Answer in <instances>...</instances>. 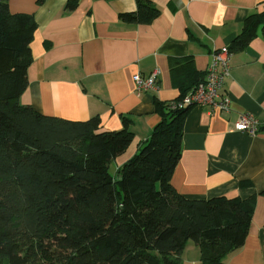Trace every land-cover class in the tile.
<instances>
[{
  "label": "trees",
  "instance_id": "obj_1",
  "mask_svg": "<svg viewBox=\"0 0 264 264\" xmlns=\"http://www.w3.org/2000/svg\"><path fill=\"white\" fill-rule=\"evenodd\" d=\"M158 14L139 0L119 17L147 24ZM35 29L31 14L11 13L0 0V264H228L223 257L243 245L253 204L226 195L188 199L171 185L189 107L170 102L185 93L155 100L159 122L112 174L109 163L133 140L126 118L121 130L100 131L96 117L46 116L19 102ZM259 33L264 6L246 16L232 47ZM169 69L181 91L203 77L190 58H170ZM188 240L199 247L198 262L181 261Z\"/></svg>",
  "mask_w": 264,
  "mask_h": 264
},
{
  "label": "crops",
  "instance_id": "obj_2",
  "mask_svg": "<svg viewBox=\"0 0 264 264\" xmlns=\"http://www.w3.org/2000/svg\"><path fill=\"white\" fill-rule=\"evenodd\" d=\"M75 1L73 9H66L68 0H7L11 13L31 14L36 22L19 102L46 116L96 117L100 131L121 130L126 118L133 140L109 163L114 174L159 122L155 100L167 102L189 91L173 83L169 59L190 58L203 72L213 49L232 48L230 75L221 91L230 107L214 113L189 107L170 183L188 199H250L253 212L244 243L223 260L264 264V36L232 47L246 16L261 10L264 0H149L159 14L147 24L119 17L139 0ZM155 68L157 86L136 93L133 75ZM244 112L263 123L256 135L234 128ZM191 244L188 240L181 252L184 263L200 259L199 247Z\"/></svg>",
  "mask_w": 264,
  "mask_h": 264
},
{
  "label": "built area",
  "instance_id": "obj_3",
  "mask_svg": "<svg viewBox=\"0 0 264 264\" xmlns=\"http://www.w3.org/2000/svg\"><path fill=\"white\" fill-rule=\"evenodd\" d=\"M234 52L227 46L215 48L211 52V61L203 71V77L180 99L171 101L170 105L177 108L190 106L207 107L210 113L228 110L230 99L223 94L222 88L230 75V63ZM158 70L153 69L148 75L135 73L132 77L136 93L154 89L157 86ZM254 115L240 113L234 123L238 131H246L250 135H256L262 127Z\"/></svg>",
  "mask_w": 264,
  "mask_h": 264
},
{
  "label": "rangeland",
  "instance_id": "obj_4",
  "mask_svg": "<svg viewBox=\"0 0 264 264\" xmlns=\"http://www.w3.org/2000/svg\"><path fill=\"white\" fill-rule=\"evenodd\" d=\"M113 169V165H111V170ZM190 241V243H194L193 241H191V240H189ZM192 246H194L193 244H191Z\"/></svg>",
  "mask_w": 264,
  "mask_h": 264
}]
</instances>
